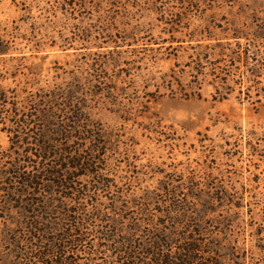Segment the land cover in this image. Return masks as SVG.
Listing matches in <instances>:
<instances>
[{
    "label": "rangeland",
    "instance_id": "1",
    "mask_svg": "<svg viewBox=\"0 0 264 264\" xmlns=\"http://www.w3.org/2000/svg\"><path fill=\"white\" fill-rule=\"evenodd\" d=\"M63 4L64 0H0V41L7 52L0 55V86L12 92L10 105L17 101L21 113H35L41 106L32 92L68 82L85 69L77 67L89 54L87 62L97 58L92 53L121 52L123 70L105 71L101 79L90 71L84 79L95 77L102 85L119 86L123 92L114 101L130 111H114L107 104L92 112L110 139L105 171L112 184L124 192L125 201L142 197L147 189L157 191L165 180H194L202 189L196 194L206 198L225 191L242 207L233 211L219 204L214 215L221 219L236 212L228 231L253 251L259 243L256 233L264 235V97L256 102L252 93L250 99L239 100L234 91L218 101L213 97V75L194 61L197 45H211L218 38L217 42L234 44L227 35L262 37L264 43V0H86L85 9L74 4L65 5L66 11ZM125 36L123 43L119 38ZM187 92L200 97L185 96ZM3 114L7 116L8 109ZM2 127L7 126L0 124V188L17 154L9 148ZM17 129L27 132L18 125ZM1 194L0 190V199ZM110 198L111 194L98 193L101 208L111 203ZM138 209L132 208L137 212L132 216L147 222ZM119 219L121 229L129 227ZM2 227L0 218V233ZM209 229L215 232L218 227ZM138 233L137 238L147 237ZM96 237H89L90 242H97ZM90 247L79 248L82 264L91 257ZM254 256L253 264H264V255ZM92 257L94 263L106 259L103 253Z\"/></svg>",
    "mask_w": 264,
    "mask_h": 264
},
{
    "label": "trees",
    "instance_id": "2",
    "mask_svg": "<svg viewBox=\"0 0 264 264\" xmlns=\"http://www.w3.org/2000/svg\"><path fill=\"white\" fill-rule=\"evenodd\" d=\"M64 2V11L68 9L65 5L86 8V0ZM227 36L234 44L217 42L221 40L218 38L214 44L197 45L195 66L209 69L205 74L213 75V97L218 101L236 91L239 100H248L254 93L260 102L264 97L263 38ZM240 38L246 41L235 43ZM119 39L124 43L127 36ZM3 43L0 41V55L7 53ZM120 53L115 49L92 53L97 58L87 62L89 54L77 67L85 65V69L68 82L31 91L41 107L29 115L20 112L17 101L10 105L12 92L0 86V124L7 126L2 128L8 134L9 148L17 150L1 181L5 186L0 188V264H82L79 248L87 245L91 246L87 264H253L254 254L264 255V235L256 233L259 243L250 252L240 237L229 233L237 213L217 219V205L240 211L242 203L229 198L225 191L207 199L196 194L202 189L194 180L177 184L165 180L158 183L157 191L147 189L142 197L125 201L124 192L112 184L105 171L110 139L92 112L107 104L114 111L130 112L120 101H114L122 94L121 88L106 87L99 80L105 71L123 70L125 61ZM192 67L198 73V67ZM90 71L99 79L86 82L85 74ZM189 95L200 97L197 92L185 94ZM26 101L27 97L23 105ZM5 108L7 116L3 114ZM16 124L27 132L17 129ZM101 192L112 196L106 210L97 200ZM132 208L148 217L147 222L133 217L137 212ZM119 218L129 227L121 229ZM211 227L218 229L213 232ZM138 232L147 237L137 238ZM94 234L98 241L90 242ZM101 253L105 262L94 263L92 256Z\"/></svg>",
    "mask_w": 264,
    "mask_h": 264
}]
</instances>
